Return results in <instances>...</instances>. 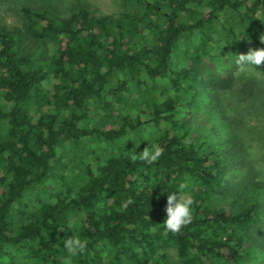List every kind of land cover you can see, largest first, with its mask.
<instances>
[{
  "label": "trees",
  "instance_id": "trees-1",
  "mask_svg": "<svg viewBox=\"0 0 264 264\" xmlns=\"http://www.w3.org/2000/svg\"><path fill=\"white\" fill-rule=\"evenodd\" d=\"M123 7L0 22V264H264V63L236 64L264 48V0ZM173 192L195 201L175 234Z\"/></svg>",
  "mask_w": 264,
  "mask_h": 264
},
{
  "label": "clouds",
  "instance_id": "clouds-1",
  "mask_svg": "<svg viewBox=\"0 0 264 264\" xmlns=\"http://www.w3.org/2000/svg\"><path fill=\"white\" fill-rule=\"evenodd\" d=\"M264 43V40H261ZM264 63V48L261 49H250L247 54L238 55L236 64L238 65L237 72L244 71V65H254L256 68ZM163 148L159 145H152L150 149L148 146L145 147L138 155L132 156L133 160L137 158L141 161L151 165L158 161L163 155ZM180 189L187 187L185 183L180 184ZM133 203L132 199L129 198L123 203V207H127ZM194 199L191 196L178 195L175 192L167 195L166 213L167 218L163 222L164 227L167 231L172 233H178L180 230L191 224L193 221V204ZM88 241L82 240L79 236H73L64 241V247L68 253L72 256L82 254L87 249Z\"/></svg>",
  "mask_w": 264,
  "mask_h": 264
},
{
  "label": "rangeland",
  "instance_id": "rangeland-1",
  "mask_svg": "<svg viewBox=\"0 0 264 264\" xmlns=\"http://www.w3.org/2000/svg\"><path fill=\"white\" fill-rule=\"evenodd\" d=\"M22 2H29L33 4H45L52 2L57 9H59L63 14L66 15H69L75 7H80L82 5L88 6L97 14H116L122 11L124 8L123 0H0V22H17L18 15L20 13L19 6ZM40 48L45 49L46 46L42 44L38 47V49ZM254 123H256L255 120H253V124L249 125V127L246 129V132L249 133V131H252L253 133H255L264 130L262 124H260V126H255ZM257 136H259L258 138H264V132L262 131ZM91 141H89V143ZM94 141L90 143L92 146H95ZM255 150L258 151V154L256 152V156L259 160L260 165L264 167V152H262L264 150V139H261L259 141L257 140ZM75 152L76 153L74 156L76 157L75 159H73L74 163H72V166L78 164V162L80 161V154H82V150L78 148L77 150H75ZM68 182H72L71 179L68 178Z\"/></svg>",
  "mask_w": 264,
  "mask_h": 264
}]
</instances>
